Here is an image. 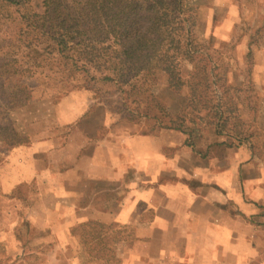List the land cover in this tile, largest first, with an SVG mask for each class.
Masks as SVG:
<instances>
[{
  "label": "rangeland",
  "instance_id": "obj_1",
  "mask_svg": "<svg viewBox=\"0 0 264 264\" xmlns=\"http://www.w3.org/2000/svg\"><path fill=\"white\" fill-rule=\"evenodd\" d=\"M190 15L201 52L206 48L212 59L189 66L188 72L209 73L212 67L218 83L214 88L230 134L243 142L238 147L239 141L227 137V142L235 145L222 148L216 144L220 140L209 138L211 131L203 129L200 147L206 149L212 142L206 157L186 147L179 132L163 128L169 118L162 117V122L154 117L160 112L149 106L151 96L158 97L175 115L182 108L186 110L188 91L170 87L165 73L154 70L139 78L148 89L137 94L146 101L139 104L118 87L94 81L88 74L64 76L57 69L51 70L50 62L42 77L32 78L33 70L19 64L12 70L15 74L5 73L6 64L12 68L6 62L13 63L19 55L15 48L2 50L0 111L11 112L16 120L21 100L35 102L56 95L54 101H62L65 97L58 119L46 117L21 127L31 137L61 128L66 143L49 155L54 169L45 178H38L34 165L25 164L23 157L15 161L27 180L22 187L15 189L16 176L5 177L3 182L0 175V264H160L168 259L162 256L164 250H168L169 264H264V242H260L264 240V0H192ZM18 25L4 9L0 11V49L3 39L4 44L9 42L16 30L20 35ZM190 80L201 84L199 92H206L200 79ZM138 108L141 114L151 108V116L141 115ZM25 140L28 142L20 137L12 141L1 134L0 157ZM56 168L72 171L65 178L54 172ZM9 181V189L4 188ZM108 186L113 192L111 202L95 189ZM204 186L211 190H197H205ZM156 188L164 194L159 209L152 205L153 201L160 204L158 195L153 194L151 202L145 198ZM187 189L199 191L204 198L198 203L202 214L191 219L198 222L195 226L202 223L201 230L208 233L217 228L226 230L225 221L210 225L222 206L216 204V208L214 202L223 200L225 215L221 217L234 221L231 229L235 235L248 238L234 237L229 242L234 246L231 251L215 247L223 241H201L200 235L198 245L205 248L208 244L205 254L211 255L196 257L193 246L197 239L180 233V225L170 219L182 218L177 197ZM244 194L247 200L256 201L255 205L245 208ZM102 203L108 210L100 209ZM159 217L168 218L167 224L156 223L159 237H151ZM93 219L105 225L96 241L83 237L88 227L75 232L80 224ZM190 248L194 252H189ZM186 251L193 255L186 258ZM164 261L167 264L168 260Z\"/></svg>",
  "mask_w": 264,
  "mask_h": 264
},
{
  "label": "trees",
  "instance_id": "obj_2",
  "mask_svg": "<svg viewBox=\"0 0 264 264\" xmlns=\"http://www.w3.org/2000/svg\"><path fill=\"white\" fill-rule=\"evenodd\" d=\"M191 1L0 0V11L4 9L13 21H18L17 27L21 30L20 35L17 30L13 32L15 35L6 44L4 39L2 41L0 53L11 47L17 51L16 56L19 55L13 63L6 62L12 68H7L6 64L3 72L15 74L12 70L15 64H19L20 68L32 69V78H37L45 73L46 64L50 62L51 70L57 69L64 76L88 74L94 81L118 87L129 99L134 98L133 103H144V99L136 97L139 92H148L140 84L139 78L156 70L166 74L170 87L179 90L186 88L188 91L184 106L186 110L182 108L177 115L168 111L158 97L151 96L149 106L160 112V115L154 114L157 121H162V117L170 119L167 123L164 122L163 128L179 132L184 137V145L204 157L208 155L212 142H208L206 149L200 147L203 129L210 130L216 137L229 136L239 141L236 145L240 147L243 142L230 134L222 101L219 102L220 98L216 95L214 86L218 83L211 73L212 67L209 73L188 72L189 66L212 59L206 54V48L201 52L203 47L195 39L194 22L190 15ZM1 69L4 68L0 67ZM192 78L200 79L206 92H199L201 84L191 82ZM54 96L40 97L35 102L21 100L22 105H18L20 108L16 109V120L11 112L0 111V135L12 141L19 137L28 140L23 141L22 145H15L11 153L5 150L0 157V165L6 164L4 168H0L3 182L5 177L16 176L15 189L22 187L27 181L15 161L23 157L25 164L34 165L33 170L37 172L38 178H45L54 169L49 155L66 143L61 128L31 137L21 127L45 120L46 117L58 119L61 111L59 107L65 97L62 101H54L53 98L57 97ZM200 103H204L203 107H200ZM151 108L142 114L141 109H138L141 115L149 117L152 114ZM43 114L47 116H40ZM131 114L132 118L137 116L134 111ZM59 131L61 133L57 135ZM216 144H220L222 148L235 145L223 139ZM71 171L72 169L56 168L54 172L65 175L66 178ZM10 185L11 181L4 188L9 189ZM95 189L100 190L99 193L105 197L106 202L113 200V192L109 190V186ZM108 193L109 197L106 195ZM107 207V204L102 203L100 209L108 210ZM104 226L102 222L93 219L80 224L75 232L88 227L90 230L83 237L96 241L102 236ZM99 245H102L101 241Z\"/></svg>",
  "mask_w": 264,
  "mask_h": 264
},
{
  "label": "crops",
  "instance_id": "obj_3",
  "mask_svg": "<svg viewBox=\"0 0 264 264\" xmlns=\"http://www.w3.org/2000/svg\"><path fill=\"white\" fill-rule=\"evenodd\" d=\"M183 137V136H182ZM227 137H229V136H224V138H219V137H216L213 133H209V138H211V139H213V140H217V141H219V140H227ZM184 138V137H183ZM231 138V137H230ZM185 141V140H184ZM199 156V155H198ZM154 175V174H153ZM120 178H122V175H121V177ZM100 183H102V181H100ZM202 187V186H201ZM217 187H222V186H220L219 184H217ZM203 188H205V190H202V189H200V188H198L197 190H201L203 193H204V191H207V190H211V189H209V187H207V186H204ZM101 189V188H100ZM185 189V188H184ZM183 189V190H184ZM182 190V191H183ZM197 190H186L185 191V193H184V195H186V200H185V197H184V195H180L179 197H177V198H179V200L177 199V203H179L180 204V206H181V209H182V218L180 219V221L178 220V221H175V217L174 216H170L171 218V223L172 224H176V225H180V230H179V232L180 233H183V234H186L187 236L189 235V234H192V235H194V238H193V240H196L197 241V244L195 245V246H193V248L194 249H196V252L194 253V255L196 256V257H198V256H204V257H208V256H210V255H208V254H205V249L207 250V248H209V245L207 244V245H205V248H204V246L202 245V244H199L198 245V243L199 242H201L202 240H205V241H211V240H217V241H223V244H221L220 246H215V247H217V249H226V250H233V248H234V246H230L229 245V242L231 243L234 239H236V238H234V237H244V235L243 234H238V235H235V229H231V227H232V224L234 223V221H232V220H226V219H224V218H222L221 216L222 215H225V212L224 211H222L223 209H225V208H221L222 206H224L225 204H222L221 202L223 201H216V202H214V205H215V207L217 208L219 205H222V206H219V211L220 212H218L219 213V216L218 217H212V220H211V223H210V225H218L220 222H223V221H225V222H227L226 223V230H224V229H219V228H217V229H214L211 233H208L207 231H205V229H202L201 230V227H200V225H203L202 223H200L199 224V226H195V225H197V223L198 222H193V221H191V219H197V213H201L200 211H198L199 210V208H198V203H199V200H203L204 198L203 197H201V196H199L198 195V192L199 191H197ZM179 191V190H178ZM227 191V190H226ZM95 192H96V190H95ZM153 194H154V196H156V195H158L159 196V198H161L160 200H161V202H160V204H158V203H156V204H154V201L152 202V205H153V207H156V208H161V205L163 204V198H164V194H163V192H162V190H160V189H157L156 188V191L155 190H153V191H148L147 193H146V199H148V200H150V202H151V200H152V196H153ZM154 196H153V198H154ZM243 201H242V204L245 206V208H247V207H251L252 206V204L253 205H255V202L256 201H253V199H251V200H247V198H245V194H244V196H243ZM204 201V200H203ZM205 201H207L206 199H205ZM246 202H248V203H250V204H246ZM208 203H210V202H208ZM212 203V202H211ZM218 206H217V205ZM209 205V204H208ZM209 207V206H208ZM194 208V209H193ZM202 214V213H201ZM199 217V216H198ZM167 220H168V218H166ZM166 219L165 218H162V217H159V220L157 221V222H154L153 223V227H152V234H149L151 237H155V238H157V237H159L157 234H156V231H155V228H156V223H159V224H167V222H166ZM252 224V223H251ZM208 225V224H207ZM206 225V226H207ZM252 226H254V225H251L250 227L251 228H253ZM224 228V227H223ZM197 231H199V234L197 233ZM200 235H202V238L200 239ZM213 235V236H212ZM248 237L247 236H245L244 238H243V240L244 239H247ZM163 240H165L166 239V236L164 237V238H162ZM201 241H200V240ZM199 241V242H198ZM260 242H264V240L263 239H261L260 240ZM193 248H190V249H188V251L189 252H194V249ZM198 248H200V250H198ZM202 249H203V252H202ZM167 251L168 250H164L162 253V256L163 257H168V259H164V260H168V262H167V264H169V259H170V256H169V254L167 255ZM188 251H186L185 252V257L186 258H188L190 255H193V254H191V253H189ZM264 251V250H263ZM199 253H201V254H199ZM214 255L215 256H219L218 255V252H215L214 253ZM225 255H227L226 253H225ZM230 255V254H229ZM249 255H251V254H249ZM264 255V254H263ZM194 256V257H195ZM191 257H193V256H191ZM190 258V257H189ZM218 258V257H217ZM163 260V262H161L160 264H165V261ZM185 262H187V260H184Z\"/></svg>",
  "mask_w": 264,
  "mask_h": 264
}]
</instances>
